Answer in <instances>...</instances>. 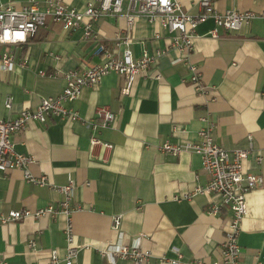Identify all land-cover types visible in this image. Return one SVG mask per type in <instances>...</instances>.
I'll return each mask as SVG.
<instances>
[{
    "label": "crops",
    "instance_id": "1",
    "mask_svg": "<svg viewBox=\"0 0 264 264\" xmlns=\"http://www.w3.org/2000/svg\"><path fill=\"white\" fill-rule=\"evenodd\" d=\"M12 1L16 6L25 2ZM62 1L82 11L90 0ZM198 1L177 0L192 14L199 12ZM211 1L220 12H264V0ZM212 27L211 19L197 25L188 56L206 87L200 93L190 85L181 51L171 46L170 34L158 23L139 17L129 29L124 15H101L93 28L106 45L128 36L133 57L143 51L162 54L145 76L136 78L129 95L119 94L121 79L110 73L65 104L81 121L49 117L45 123L30 122L12 136L14 151L31 157L27 168L32 175H45L56 186L74 184L69 217L75 242L82 248L72 264H130L113 253H98L115 243L112 218L118 215L122 243L149 250L146 264H168L159 257L174 258L175 251L185 260L205 264L219 259L230 213L226 208L217 215L206 213L218 197L195 192L207 182L200 156L157 150L165 141L197 140V132L208 123L215 143L228 151L248 150L245 172L262 176L263 185L246 194L238 245L239 264H264V22L256 17L238 30L219 29L218 38L208 34ZM92 49L81 29L67 31L60 23L37 30L25 44L0 45V54L9 52L16 60L9 72L0 69V117L13 118L22 109L36 108L43 97L56 96L64 85L61 73L98 62ZM52 72L59 73L49 77ZM157 74L159 79L154 78ZM7 95L13 97L10 109L3 105ZM97 107L115 113L112 125L92 126L98 123ZM92 136L112 147H91ZM62 199V193L26 182L21 169L0 173V216L57 206ZM67 224L62 213L0 224V259L7 264H47L50 251L57 249L56 264H65ZM30 241L34 247H28Z\"/></svg>",
    "mask_w": 264,
    "mask_h": 264
},
{
    "label": "built area",
    "instance_id": "2",
    "mask_svg": "<svg viewBox=\"0 0 264 264\" xmlns=\"http://www.w3.org/2000/svg\"><path fill=\"white\" fill-rule=\"evenodd\" d=\"M199 12L185 11L177 0H90L82 11L66 5L62 0H43L39 4L36 0H25L16 6L12 0H0V45L14 46L27 42L28 36L41 28H46L49 23H60L67 31L81 29L85 41L93 45L92 54L98 62L92 65H81L79 68L61 73L64 85L61 91L53 97H43L34 109H22L13 118L0 117V173L9 169H21L26 182L47 186L49 190L63 194V199L58 205L49 204L34 211L12 210L6 216H0V224L8 221H17L27 217L39 218L45 215L55 216L64 214L68 224L65 232V264H72L82 248L74 239L69 214L74 196V184L69 182L65 186H56L47 180L45 175L34 176L28 170L32 162L31 157L18 154L14 151L12 136L26 130L30 122L45 123L49 117L66 119L71 122L81 121L80 114L67 108L66 103L76 100L82 89L95 87L101 83L103 77L115 73L121 79L119 94L129 95L132 86L139 76H145L147 70L155 63L162 52L155 51L142 54L135 58L130 50L128 36L116 37L112 45H106L93 28L94 22L101 15H124L127 27L130 29L136 18L144 17L149 23H158L161 29L171 36V46L181 51L182 59L190 71L189 82L196 92H204L206 87L199 68L188 62L192 50V39L196 36L198 24L211 19L213 27L208 34L218 38V30L234 31L247 25L253 18H260L264 22V12L239 11L230 9L218 11L211 0H199ZM159 38V33L155 34ZM120 48V49H119ZM16 60L9 52L0 54V69L9 72ZM25 66V62L21 63ZM59 72L49 73V77L56 76ZM44 76L43 71H39ZM159 79L160 75L154 77ZM13 101L11 95L4 98V108L10 109ZM94 118L98 123L92 126L108 127L115 119V113L106 107H97ZM213 125L208 123L197 132V140L171 143L165 141L157 145V150L164 154L178 155L181 152H192L200 156L201 169L207 176L204 187H197V193L216 195L217 201H211L206 207V213L217 215L226 208L230 215L225 226V232L219 250V259L212 264H239L240 249L238 236L241 221L246 215V194L263 185L260 174L246 173L243 163L248 155V150L236 149L228 151L214 142L211 131ZM91 147L103 145L110 149V144H102L97 137H90ZM187 197V196H185ZM177 198V197H175ZM121 217L112 218V229L117 232L115 243L108 244L98 250L100 256L113 253L117 257L128 259L130 264H146L150 257L149 250L128 247L122 243L120 231ZM28 247H34V241L28 242ZM86 247V246H85ZM174 258L159 257V261L168 264H205L201 259L185 260L175 251ZM57 249L50 251L47 264H56L59 261ZM0 264H7L0 259Z\"/></svg>",
    "mask_w": 264,
    "mask_h": 264
}]
</instances>
